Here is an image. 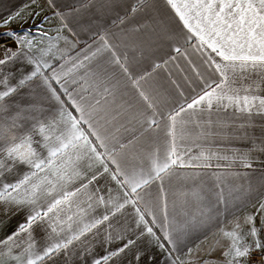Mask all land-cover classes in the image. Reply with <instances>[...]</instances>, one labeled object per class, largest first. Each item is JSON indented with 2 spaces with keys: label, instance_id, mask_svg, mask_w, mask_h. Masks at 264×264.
<instances>
[{
  "label": "snow or ice",
  "instance_id": "1",
  "mask_svg": "<svg viewBox=\"0 0 264 264\" xmlns=\"http://www.w3.org/2000/svg\"><path fill=\"white\" fill-rule=\"evenodd\" d=\"M32 2L36 3V0ZM80 2L83 7H87L84 0ZM48 3L55 6L54 0H48ZM144 3L145 0H136V4L131 7V13L135 14ZM165 3L187 30L185 42L195 37L196 43L192 44V48L201 54L203 63L212 69L204 76L194 68L202 84L201 92L191 103L180 105L166 116L158 113L153 98L141 85V81L146 80L152 73L146 72L142 76L133 77L127 66V57L122 61L121 57L112 51V45L104 36L100 37L102 43L96 51L90 56L85 55L84 60L73 63L67 72L57 74L53 69L51 79L60 84L64 77L86 68L85 60L91 63L97 55L111 51L108 62L119 66L147 108L152 110L151 116H146L140 121L141 126L147 125L145 131H162L163 137L153 150L143 157L134 155L132 163L127 161L125 154L124 167L117 159L121 153L114 154L115 150L107 152L104 139L93 128L94 116H99L101 120L106 118L105 105L101 104V100L107 104V96L114 95L108 87V81L101 78L102 73H92L91 76H95V80L90 79L88 72L80 78L82 83L77 91L79 102L72 98V93L61 84L64 93L72 99L73 106L80 113L79 119L70 112L65 115L64 109L61 108L58 119L45 121L32 117L34 122L31 126L21 131L22 125L18 123L21 116L18 112L0 133V216L7 217L9 214L25 212V220L18 224L11 235L0 240V248L6 249V252L0 251V255H7L15 264H42L46 259L59 255L61 251H67L74 242L80 241L88 233L98 234L100 226L104 225L105 244L119 241L123 243L94 259L93 264H113L136 248L138 242L145 238L149 245L165 254V264H192L190 259L182 260L178 254L174 255L182 250V245L186 246L185 242L190 234L225 216L229 207H235L237 202L245 200L253 193H259L261 199L255 213L245 215L242 220L237 218L230 222L231 227L219 228L221 240L226 241V244L216 240L209 249V255L222 249L223 259L205 260L204 264H264V239L261 238V232L264 231V170H261L258 186H253L251 181L238 186L229 182L232 178H246L249 175L230 170L237 165L244 169H253L257 157L252 153H264V138L260 139L259 144L253 139L252 147L246 150L230 149L221 153L211 147L217 139L223 141L232 138L229 130L237 128L232 118H244L245 123L238 126L240 129L252 126L254 116L264 118V0H165ZM79 11V8L73 7L69 12L57 11L55 15L61 20L63 27H68L65 23L67 18L73 12ZM20 19L21 13L16 12L6 19H0V27H7ZM47 19L45 17V20ZM120 23L123 24L124 20L121 19ZM41 29L42 24L36 27L37 34L47 35L42 33ZM0 37L11 39L17 44L16 50L0 45V66L21 57L34 65L31 74L20 79L16 86H10L7 77L0 79V85L4 86V90H0V112L8 110L6 98L37 76L42 79L51 96L63 105L60 95L52 88L49 77L42 71V67H51L43 57L50 54L54 56L53 49L57 45L50 43L47 49L39 50L40 56L37 57L32 52L35 45L31 29L24 31L22 35L9 29L0 33ZM49 39L59 40L61 37L58 35ZM63 39L67 42V38ZM206 49L215 56L205 55ZM175 51L180 53L181 49L176 47ZM71 59L77 60L76 57ZM164 63L167 64L168 61ZM60 67L63 69L64 65ZM160 67V64H155L152 71ZM72 83L77 84L78 81L74 78ZM33 108L36 109L37 106L33 105ZM101 112L105 115H100ZM157 116L165 120L163 127ZM81 123L88 125L91 135L100 142V147L105 149L108 159L116 166L115 172L110 171L102 159V154L79 127ZM193 127L196 131L192 143L199 149L197 154H193L192 147L186 143L193 135ZM261 127L264 129V125ZM37 136L40 139H36ZM244 137L248 138L246 132ZM128 143L132 144L133 141ZM204 144L209 146L204 147ZM127 147V144H120L121 149ZM227 151H230L231 155L226 154ZM82 161L89 169L93 161L102 164L103 171L109 172L117 185L127 189L123 197H112L109 191L106 199L104 195L98 194L97 189L87 195V201L84 202L86 207L77 204L74 198L81 193H87L89 185L98 179L94 174L87 179V183H82L75 190H68L69 185L85 177L81 170ZM221 161L226 163L221 164ZM18 165H25L29 170L15 182H4L2 178L5 173H11ZM213 167L223 168L225 171H195ZM178 168L194 170L182 179L191 182L195 187L181 193V196L184 205L189 204V198L195 201V210L190 213L182 208L170 218L165 181L177 176ZM204 176H210L214 181L213 188L206 190L211 193V197L205 194V181L202 179ZM153 185H156V192H153ZM73 204H76L77 210L67 215ZM101 206L103 213L93 215ZM128 206L133 210L134 228L130 227L127 221L121 224L119 219L113 223L115 218L124 216ZM157 211L162 218L160 221ZM257 216L260 217V227L256 226ZM2 223L3 219H0V224ZM219 223L223 225L224 220L220 219ZM35 226L43 227L51 241L42 252L35 251ZM129 233L132 235H128ZM22 234L27 237L23 246L17 242ZM16 248L21 251L14 253ZM86 251L90 252V249ZM187 252L190 257L192 248H187ZM255 253H260L257 260L252 259ZM144 256L145 252L137 249L132 258L135 264H142ZM154 260V256L148 255L143 264H151Z\"/></svg>",
  "mask_w": 264,
  "mask_h": 264
},
{
  "label": "crops",
  "instance_id": "2",
  "mask_svg": "<svg viewBox=\"0 0 264 264\" xmlns=\"http://www.w3.org/2000/svg\"><path fill=\"white\" fill-rule=\"evenodd\" d=\"M84 3L87 4V7H83L80 0H54L55 6L50 5L48 0H36V3H33L32 0H0V19H6L16 12L21 13V19L18 22H13L7 27H0V33L11 29L22 35L24 31L31 29L32 37H34L33 44L35 45L32 52L37 57L40 56V49H47L50 43L57 45L53 49L54 56L50 54L43 57V60H46L51 67H42V71L45 76L49 77L52 88L56 89L57 94L60 95L63 101V105L56 101L44 86L42 79L37 76L29 81L25 87L19 88L16 93L6 98L5 103L8 105V110L0 112V133L11 123L12 117L16 116L18 112L21 116L18 121L22 125L21 131L31 126L34 122L32 117L45 121L58 119L61 108L64 109L65 115L70 112L79 119L80 113L73 106L72 99L64 93L61 84H64L68 91L72 93V98L79 102L77 91L82 83L80 78L88 72L90 79L95 80L96 77L91 76V74L102 73L101 78L108 81V87L112 89L114 95L107 96V104L104 100H101V104L105 105L106 118L101 120L99 116H94L93 128L104 139L107 152L115 150L114 154H122L117 156V159L124 167L125 159L123 157L125 154L127 161L130 163L134 162L132 160L134 155L143 157L151 152L156 143L162 139L163 132L159 130L145 131L147 125L141 126L140 121L146 116H151L152 110L147 108V105L139 97L137 90L119 66L108 62L111 58V51H105L103 54L97 55L91 63L85 60L86 68H81L77 72L64 77L61 79L60 84L51 79L53 69L56 70L57 74L67 72L73 63L84 60L85 55L90 56L92 52L96 51L102 43L100 37L104 36L112 45V51L120 56L122 61L127 57V66L133 77L142 76L146 72L152 73L146 80L141 81V85L153 98L157 112L163 113L165 116L174 109H178L180 105L186 106L187 103H191L192 99L201 92L202 84L196 76L194 68L204 76H207L212 69L203 63L201 54L195 52L192 48V44L196 43L195 37L191 41L185 42L187 30L183 28L182 22L175 16L174 11L165 3V0H145V3L140 6L135 14L131 13V7L136 4V0H84ZM73 7L79 8L80 11L73 12L65 21L68 27H63L61 20L55 13L57 11L69 12ZM37 13L39 15H36ZM45 17L48 19L45 20ZM121 19L124 20L123 24L120 23ZM41 24V32L47 35L37 34L36 27ZM58 35L61 39L50 41V37ZM63 38H67V42ZM176 47L181 49L180 53L175 51ZM208 54L215 56L214 53L206 49L205 55ZM73 57H76L77 60H72ZM173 57L175 59H172ZM0 58H2V50H0ZM216 59L219 60L218 57ZM66 61L67 63H65ZM165 61H168V63L165 64ZM155 64H160L161 67L152 71ZM61 65H64L63 69H61ZM33 70L34 65L29 64L26 58L21 57L9 62L7 65L0 66V79L7 77L9 85L16 86L20 79L30 75ZM74 78L78 81L77 84L72 83ZM65 80H67V83H65ZM0 90H4L3 85H0ZM97 98L100 97L97 96ZM33 105H36L37 108L34 109ZM121 105H123V108H121ZM141 113L144 115H141ZM100 115H105V113L101 112ZM113 117L115 118L113 119ZM157 119L160 120L163 127L165 120L161 119L160 116H157ZM97 120L99 123H96ZM232 121L237 126L235 130H229L232 138L223 141L217 139L211 147L220 150L221 153H225L226 150L230 149L246 150L252 147L253 139L259 144L260 139L264 138V129L261 127L264 125V118L254 116L252 126L244 129L238 127L240 124L245 123L243 117L240 119L232 118ZM79 127L84 130L97 151L102 154V159L107 163L110 171L115 172L116 166L108 159L107 152L100 147V142L91 135V129L88 125L81 123ZM195 131L193 127V135L186 141L187 145L192 147L193 154H197L199 151L192 143L195 140ZM245 132L248 138L244 137ZM36 139H40V137L37 136ZM130 140L133 141L132 144L128 143ZM120 144H127L128 147L121 149ZM208 146V144H204V147ZM226 154L231 155V152L227 151ZM252 155L257 157L253 169H244L237 165L230 170L241 174L249 173L246 178L230 179L231 185L246 184V181H251L253 186L259 185L261 170H264V153L253 152ZM215 163L214 161L213 164ZM220 163L225 164L226 162L221 161ZM28 170L27 166L18 165L11 173H5L2 179L4 182H15ZM81 170L84 172L85 177L69 185L68 190H75L82 183H87V179L94 174L98 176V179L89 185L87 193H81L74 198L76 203L82 207L87 206L84 203L87 201V195L97 189H99L98 194L104 195L106 199L109 191L112 197H123L124 192L127 191L126 188H121L111 179L109 172L103 171V165L98 161H93L90 169L82 161ZM176 171L177 176L165 181L170 218L180 212L182 208L190 213L195 210V201L189 198V204L184 205L181 196V193L195 187L191 182L182 179L184 175L194 170L178 168ZM195 171L211 173L213 171H225V169L213 167L212 169H198ZM202 179L205 181V194L211 197V193L206 190L213 188L214 181L210 176H204ZM152 189L153 192H156V185H153ZM260 199L259 193H253L245 200L237 202L235 207H229L225 216L192 232L185 242L186 246L182 245V250L174 255L178 254L182 260L190 259L192 264H204L205 260H222V249H218L209 255V249L216 240H220L221 244H226V241L221 240L219 228L222 226L231 227L230 222H234L237 218L242 220L245 215L255 213ZM76 210V204H73L67 215H71ZM102 213L103 206L97 208L93 215L98 216ZM62 215L64 214L62 213ZM157 216L158 221L162 220L158 211ZM0 219H3V223L0 224V240H4L17 229L20 222H24L25 212L16 215L9 214L7 217L0 216ZM116 219H119L121 224L127 221L130 227H135L131 206L125 209L123 217H117L113 220L114 224ZM148 219L150 221L151 218ZM220 219L224 220L223 225L219 223ZM260 222V217L257 216V227H260ZM104 228V225L100 226L98 234L88 233L80 241L74 242L67 251H61L59 255L54 256L52 259H46L42 264H93L94 259L103 256L107 250L115 249L123 243V241H119L110 245L105 244ZM96 231L94 230V232ZM128 235L131 236L132 234L129 233ZM261 238L264 239V231L261 232ZM26 239V235L22 234L17 242L23 246ZM33 240L35 241L36 252H42L51 243L45 229L40 226L33 228ZM189 247L192 248L190 257L187 252ZM86 249H90V252ZM137 249L145 252L143 261L147 260L148 255H152L155 260L151 264H165V254L149 245L147 238L139 241L136 248L120 257L118 261H114L113 264H135L132 257ZM0 251L6 252V249L0 248ZM20 251V248L14 249V253ZM0 264H15V261L7 255H0Z\"/></svg>",
  "mask_w": 264,
  "mask_h": 264
},
{
  "label": "built area",
  "instance_id": "3",
  "mask_svg": "<svg viewBox=\"0 0 264 264\" xmlns=\"http://www.w3.org/2000/svg\"><path fill=\"white\" fill-rule=\"evenodd\" d=\"M0 45L6 46V47H10L13 50H15L16 47H17V44L13 40H11V39L5 40V38H2V37H0ZM0 50H2V49H0ZM259 257H260V254L256 253V254L253 255L252 259L253 260H257V259H259Z\"/></svg>",
  "mask_w": 264,
  "mask_h": 264
}]
</instances>
